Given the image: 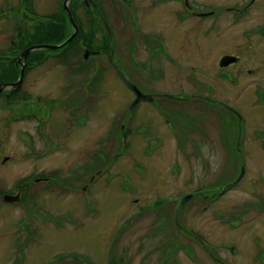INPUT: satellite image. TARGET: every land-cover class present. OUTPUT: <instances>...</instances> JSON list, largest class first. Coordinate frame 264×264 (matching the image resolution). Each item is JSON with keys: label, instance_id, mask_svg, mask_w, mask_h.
<instances>
[{"label": "flooded vegetation", "instance_id": "1", "mask_svg": "<svg viewBox=\"0 0 264 264\" xmlns=\"http://www.w3.org/2000/svg\"><path fill=\"white\" fill-rule=\"evenodd\" d=\"M37 1L0 0V21L5 22V25L0 27V114L2 112L6 115L0 116V124L4 123V117L6 121L5 127L0 126V206H6L7 209L20 206L23 209V217L18 225L21 230L15 237V256L11 264H31L29 244L34 242L39 246L42 239L47 237L49 233L47 230L51 227L55 230H62L61 219L63 217L68 222L72 221V218L58 214L56 207L51 206L49 210L46 206L47 197L52 195L51 197L62 198L65 194L73 193L75 196L84 195L89 188L92 189L100 183L102 178L110 181L109 177L103 176L105 169H102L105 167L108 169L113 162L105 153L107 151L105 142H103L105 146L100 149L101 152L91 153L88 159L84 160L82 166L85 167V172H81L82 174L79 167V150L74 146L80 124H86L99 112L98 106L103 98L101 92L105 86L102 78L105 72V67L101 66L103 62L104 65L106 63V67L108 65L114 68L116 73V67L122 69L133 83L136 81L134 84L143 94L155 96L151 101L140 100L133 107L137 95L125 84L132 91L134 99L127 106V111L121 120L120 139L116 138L111 144V150H116L115 160L123 154V149L132 146L136 141L145 146L144 152L164 150V148L198 151L209 148H228L236 150L239 154L240 174L241 149L244 156L245 151L254 150L255 146L261 147L260 150L264 151V143L263 145L252 144L247 148L244 142L246 126L249 124L247 119L231 105L229 106L235 109L241 117L227 110L222 104H216L215 101H221L214 98V90L207 86L206 80L195 79L192 83L195 88L194 92L201 95L199 97L205 98L204 100L199 99L200 105L196 103L185 106L186 101L193 99L192 94H187L188 86L185 89L183 84H179L177 87L180 90L170 91L174 89L171 87L175 83V77L172 78L174 76L173 67L176 69L178 67L175 66L181 65L180 61L175 58L176 50L186 53L184 40L189 39V43L192 40L190 34L180 35L176 27L182 25L184 28L192 19L197 20L201 25L209 17L219 18L222 14L221 9L211 8V5L201 3L199 0H146L147 4L140 0H119L121 3L118 16L122 30L117 38L109 22L107 21L112 35L104 28L98 16L97 11L102 9V6L105 8L103 1L91 0L94 6V11L91 12L97 14L101 24L99 30L91 33L85 41L84 36L81 35L82 25L77 19L79 18L78 6L82 3L86 7L85 2L84 0H70L68 6L75 23L79 26V32L72 42L64 45L74 34L70 17L64 10L66 0H56L63 8L54 10L51 15L41 16H36ZM260 1L250 0L244 6L236 3L225 10L231 12L237 22L239 18L246 16L251 8L264 9L263 1ZM110 2L111 6L115 5ZM105 12L103 11L102 14L107 20ZM114 12L117 17L116 11ZM64 14L67 16L65 25L62 19ZM127 17L130 18V29L126 26ZM96 21L98 22V19L95 16L92 20L88 19L87 27ZM88 31L85 30L83 34L87 35ZM175 33L179 35L177 38L180 41L179 48L175 45V39H172L175 38ZM260 34H264V29ZM48 36L53 40L62 38L63 40L54 43L38 40H45ZM45 46L62 47L50 49ZM250 50L251 48L245 52L240 51L244 54ZM238 55H223L218 66L224 56L238 57V61L228 67L220 66L219 69L226 71L233 66H240L243 63V55ZM187 69L199 72L198 68L193 65H187ZM199 73L202 74L201 79L207 77L205 72ZM97 76L100 77L97 79ZM228 77L229 73H226V79ZM229 79L237 82L233 76ZM146 87H150L153 91H147ZM255 87L261 89L264 86L258 84ZM198 90L201 93H197ZM162 95H174L175 97H158ZM258 103L264 107V95H256L252 106L257 108ZM201 104L215 106L232 116V121L222 122L224 119L220 111L218 117H215L216 124L221 130V139L218 143H215L212 137L217 132H212V127L208 125V115L206 111H202L204 107ZM263 117L262 115L257 118L253 117L251 120L255 122L250 128L253 129L254 135L257 137L259 135V139L264 141V127L260 130L255 126ZM16 123L27 124V127L23 132L15 133L16 128H13V125ZM3 129L8 131V139L1 137ZM223 130L226 131L228 139H223ZM17 134L18 141L7 142L12 135ZM118 140H121L120 147ZM111 150H109V156ZM195 160L200 161L201 159ZM247 165L245 158V175L236 186H239L245 179ZM96 167L99 169L96 170ZM109 174L110 172L108 176ZM221 182L222 179L216 186L205 184L185 196L200 193L195 197L196 199L200 198L204 202L209 199L216 200L230 192H223L226 185L223 186ZM81 184L84 185L81 186ZM261 184L256 185L255 188L262 186L260 191L264 195V182L261 181ZM257 207L264 210V201L260 202ZM151 209L152 206L142 208L139 213ZM207 209L208 206L205 205L200 213H206ZM237 213H235L237 214L236 220L240 223L244 212ZM261 213L264 215V211ZM190 218L193 221L192 214ZM261 220L264 221V217ZM48 224H51V227H48ZM173 224L187 239L183 241L184 244H181L182 242L172 239L174 235L170 233L169 244L166 245L168 249L183 246L185 250L181 251L191 259V262H193V255L197 254L194 247L196 246L200 248L199 251L204 256V259L201 256L198 257V264H207L206 258L213 264H248L241 259L240 247L233 245L232 251L228 249L234 254L233 260H227V263L216 249L209 246L210 244L203 235L193 232L190 227L183 228L181 223L180 228H177L175 218ZM83 225L85 226L86 223ZM239 227H242L241 224L237 226ZM251 243H253L250 245L253 254L250 253V264H261V262L264 264V238L262 239L260 232ZM167 252L172 256L174 251L164 249V253ZM55 261L61 262V258ZM70 261L73 264L96 263L88 256L77 255ZM162 261L163 263L160 262V264H180L177 259L173 262L165 259ZM108 264L115 263L109 261Z\"/></svg>", "mask_w": 264, "mask_h": 264}, {"label": "rangeland", "instance_id": "2", "mask_svg": "<svg viewBox=\"0 0 264 264\" xmlns=\"http://www.w3.org/2000/svg\"><path fill=\"white\" fill-rule=\"evenodd\" d=\"M102 1L105 4L106 10L103 6L102 9L106 11L107 21L118 38L122 30L118 16L121 2ZM110 1L115 5L111 6ZM248 1L250 0H199L201 3L211 5V8L221 9L222 14L219 18H207L201 25L197 20L192 19L184 28L182 25L176 27L180 35L190 34L192 40L190 43L189 39L184 40L186 53L176 50L175 58L181 65L175 66L178 67L176 69L173 67L172 78L175 77V83L171 87L174 89H170L172 92L178 91L180 88L177 85L183 84L185 89L188 86L187 94L201 96L194 92L192 83L195 79L206 80L207 86L214 90V98L231 105L247 119L249 124L244 135L247 148L252 144L264 143L250 128L255 122L251 120L253 117L264 116L263 106L259 103L257 108L252 106L256 95H264V87L261 89L255 87L258 84L264 86V34H260L264 29V9L251 8L246 16L239 18L237 22L234 16L232 17L233 14L225 9L236 3L244 6ZM261 1L264 5V0ZM140 2L147 4L146 0ZM59 4L56 0H38L36 16L51 15L54 10L63 8ZM78 14L87 27L86 10L80 7ZM127 19L126 26L130 29V18ZM4 25L5 22L0 21V27ZM178 37L179 35L175 33V38L172 39H175V45L179 48ZM250 48L251 50L244 54L240 51L245 52ZM238 54L243 55V63L240 66H233L226 71L219 69L218 63L223 55L239 56ZM105 65L104 62L101 64L103 68L105 67L102 77L105 86L101 92L103 98L98 106L99 112L86 124H80L74 146L79 150L80 173H84L85 167L82 166L84 160L88 159L91 153L101 152L100 149L106 145L105 153L113 162L108 169L106 167L102 169H105L103 176L109 177L110 181L102 178L94 188L84 192L85 196L82 194L75 196L73 193L65 194L62 198L51 197L52 195L46 198V206L49 210L51 206L56 207L58 214L72 218V221L68 222L63 217L62 230H55L50 226L51 224H48L52 231L47 230L49 233L42 239L41 244L39 246L34 242L29 244L31 264H50L53 260L52 264H73L70 260L76 255L88 256L96 262L95 264H108L109 261L115 264H160L163 263V259L169 262L177 259L180 264H198V257L204 259V256L196 246L194 247L197 254L193 255V262L182 252L183 246L169 247L174 251L172 256L168 252L164 253V249L169 251L166 244H169L170 233L174 235L172 239L182 242L181 244L187 239L173 224L175 200L205 184L216 186L221 179L223 186L232 183L240 175L239 154L236 150L228 148H209L204 151L164 148V150L144 152L145 146L136 141L132 146L123 149L121 158L115 160L116 150H111V144L116 138L120 139L121 120L134 95L119 78L114 68ZM187 65L197 67L198 71L205 72L207 77L201 79L202 74L191 69L186 70ZM226 73H229L227 79ZM231 76L237 82H232L229 79ZM99 77L97 76V79ZM221 77L222 80L219 81ZM146 89L149 92L153 91L150 87ZM257 91L259 93H256ZM197 93L201 92L198 90ZM199 102V99H191L184 104L185 106L196 103L200 105ZM203 107L202 111H206L208 115V125L212 127L213 133L217 132L212 137L214 142L218 143L221 139V130L216 124L215 117H218L220 111L224 119L222 122L232 121V116L215 106L204 104ZM0 116L6 115L1 112ZM260 119L261 121L255 126L261 130L264 127V117ZM3 121L0 126L5 127V117ZM14 127L15 133L23 132L27 124L16 123ZM135 135L137 137L136 133ZM8 136V131L3 129L1 137L8 139ZM17 136L18 134L12 135L7 142L18 141ZM223 139H228L224 130ZM103 142L106 144L103 145ZM117 142L120 147L121 140ZM260 148L255 146L254 150L245 151L247 172L239 186L233 187L230 192L216 200L209 199L204 202L200 198H194L182 207L180 213L182 227L187 229L190 227L193 232L203 235L209 246L216 249L226 262L233 260L234 253L229 250L232 251L231 247L235 245L241 249V259L250 264V253L253 254L250 248V245H253L251 241L259 232L262 239L264 238V221L261 220L264 217L261 212L264 210L257 207L264 201V195L260 191L262 186L255 188L256 185H262L261 181L264 182V151ZM109 150H111L110 156ZM98 169L99 167H96V170ZM109 172L110 176H108ZM204 204L208 209L206 213L201 214L200 210L204 208ZM150 206H152L151 210L139 215L127 229L125 228L131 217L138 214L142 208ZM5 207L0 206V264H11L15 256V237L21 230L18 225L23 217V209L20 206L10 209ZM239 211L244 212L240 223L236 220ZM191 214L193 221L190 218ZM260 222L262 225L259 224ZM239 224L242 227L237 228ZM172 244L175 245L174 242ZM186 248L188 249L189 246ZM59 258L61 262L55 261ZM206 262L213 264L208 258Z\"/></svg>", "mask_w": 264, "mask_h": 264}, {"label": "water", "instance_id": "3", "mask_svg": "<svg viewBox=\"0 0 264 264\" xmlns=\"http://www.w3.org/2000/svg\"><path fill=\"white\" fill-rule=\"evenodd\" d=\"M70 0H66L65 2V5H64V10L65 12L68 14V16L70 17V22L71 24L73 25V28H74V34L64 43V45L72 42V40L74 39V37L78 34L79 32V26L77 23H75V20H74V17L69 9V6H68V3H69ZM85 2V6L90 10V11H94V6L91 4V0H84ZM98 13V16L100 17L102 23H103V26L104 28L107 30V32L109 34L112 35V30H111V27L109 26L107 20L105 19V17L103 16V14L101 13L100 10L97 11ZM63 46V45H62ZM62 46H45L47 48H50V49H57L59 47H62ZM238 59L235 58V57H232V56H224L221 60V63H220V66L221 67H227L228 65L232 64V63H235L237 62ZM116 70H117V74L119 75V77L121 78V80L137 95V99L135 100V102L133 103V107L140 101V100H153V98L155 96L153 95H146V94H143L139 88L129 79V77L127 76V74L122 70L120 69L119 67H116ZM158 97H164V98H174L175 96L174 95H162V96H158ZM191 98L193 99H201V100H204L205 98H202V97H199V96H192ZM216 104H222L227 110H229L230 112H233L235 113L236 115H238L239 117H241V115L236 112L235 109H233L232 107H230L229 105L227 104H223L222 102H219V101H215ZM241 142V141H240ZM239 142V143H240ZM240 154H241V158H242V167H241V173L240 175L238 176V178H236L235 181H233L232 183L228 184L224 189H223V192H226V191H229L231 190L233 187H235L244 177L245 175V156H244V152L243 150L241 149L240 150ZM200 193H194V194H190V195H186V196H183V197H180L178 198L176 201H177V206H176V210H175V223L177 225V228H180V222H179V214H180V211H181V208L189 201L193 200L195 197H197ZM147 210L139 213V214H136L135 216L131 217L128 222L126 223V227L132 223L133 221H135L137 219V217H139V215H141L142 213L146 212Z\"/></svg>", "mask_w": 264, "mask_h": 264}, {"label": "trees", "instance_id": "4", "mask_svg": "<svg viewBox=\"0 0 264 264\" xmlns=\"http://www.w3.org/2000/svg\"><path fill=\"white\" fill-rule=\"evenodd\" d=\"M80 7H82L83 9H85L86 10V12H87V20L89 19V20H92L93 19V17L95 16L96 17V19H98V22L96 21L94 24H92L90 27H85L84 26V24L82 23V21L80 20V17L79 18H77L78 19V22H80V24L82 25L81 27V35H83L84 36V40L85 41H87L88 40V38L90 37V34L91 33H93V32H95V30L97 31V30H99V27H100V20H99V18H98V16H97V14L96 13H93V12H91L90 10H88L86 7H84V5L81 3V5H79L78 6V8H80ZM101 10V12L103 13V10L102 9H100ZM62 19H63V22H64V25L65 24H67V16L64 14L63 16H62ZM86 25H87V23H86ZM65 27V26H64ZM85 30H89L88 32V34L87 35H84L83 34V32H85ZM102 30H103V28H102ZM38 39V38H37ZM82 39V38H81ZM39 41H43V42H50V43H54V42H60V41H62L63 40V38L62 39H57V40H53L52 38H50V36H48V37H46L45 38V40L44 39H38Z\"/></svg>", "mask_w": 264, "mask_h": 264}]
</instances>
